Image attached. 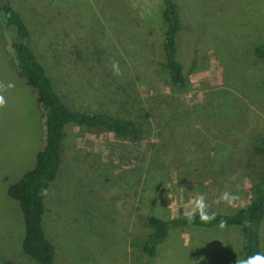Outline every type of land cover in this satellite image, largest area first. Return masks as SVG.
Segmentation results:
<instances>
[{
  "label": "rangeland",
  "instance_id": "374dc122",
  "mask_svg": "<svg viewBox=\"0 0 264 264\" xmlns=\"http://www.w3.org/2000/svg\"><path fill=\"white\" fill-rule=\"evenodd\" d=\"M54 92L72 110L132 119L133 141L63 126L60 165L42 199L51 264H235L236 225L170 229L153 257L140 251L145 219L170 220L203 194L209 213L233 214L264 174V0H173L181 22L176 57L184 83L165 69L162 0H7ZM0 24V264H36L22 248L19 202L9 186L36 165L43 125ZM119 61L115 76L109 61ZM223 192L236 197L218 201ZM264 253V219L259 228Z\"/></svg>",
  "mask_w": 264,
  "mask_h": 264
},
{
  "label": "trees",
  "instance_id": "16d2710c",
  "mask_svg": "<svg viewBox=\"0 0 264 264\" xmlns=\"http://www.w3.org/2000/svg\"><path fill=\"white\" fill-rule=\"evenodd\" d=\"M160 18L165 25L162 38V54L168 78L172 84L184 83L182 67L176 57V36L181 30L180 18L173 0H162ZM0 24L10 36L9 48L13 64L18 75L35 95L43 125V139L36 156L35 167L26 172L20 180L8 187L7 197L19 202L23 223L24 239L22 248L36 264H51L54 250L47 240L41 226L44 213L42 199L45 198L50 183L57 174L60 165L63 126L72 124L89 129L112 133L115 137L133 141L140 131L132 119H118L101 113L77 111L68 108L54 92L48 76L38 63L28 42V31L20 16L8 4L0 0ZM253 54L264 59V44L256 47ZM253 151L264 154V137L253 146ZM264 219V174L260 175L253 186V198L233 214H216L215 220L202 223L197 215L189 224L187 214L164 221L155 217L145 219V225L151 230L142 241L140 251L146 258L153 257L156 247L162 243L170 229L183 226L200 228L219 227L224 220L227 226L241 228L242 244L239 258H245L257 252L262 253L259 228ZM3 264H14L5 261Z\"/></svg>",
  "mask_w": 264,
  "mask_h": 264
},
{
  "label": "clouds",
  "instance_id": "9594fccd",
  "mask_svg": "<svg viewBox=\"0 0 264 264\" xmlns=\"http://www.w3.org/2000/svg\"><path fill=\"white\" fill-rule=\"evenodd\" d=\"M111 71L113 75L120 76L122 75L119 61H116L115 59H111L109 61ZM15 87V84L12 82H9L7 84H4L0 82V108H3L6 105V99L5 96L2 94L7 89H12ZM46 194V190L44 193ZM236 197L228 192H223L218 197V201H226L228 203H232ZM191 210L187 214V221L189 224L193 223L196 216H199V220L202 223H209L216 218V213L212 212L209 213V205L205 200V196L203 194H197L195 198H193L191 201ZM227 222L224 220H221L219 222V227L224 228L226 227ZM235 264H264V253L257 252L255 254L249 255L245 258H239L235 260Z\"/></svg>",
  "mask_w": 264,
  "mask_h": 264
}]
</instances>
